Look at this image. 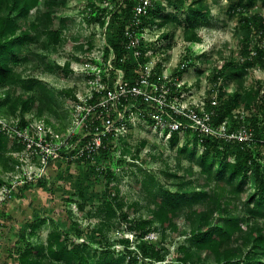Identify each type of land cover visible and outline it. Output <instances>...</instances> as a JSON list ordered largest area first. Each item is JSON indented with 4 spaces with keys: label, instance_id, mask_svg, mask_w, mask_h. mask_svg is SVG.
Wrapping results in <instances>:
<instances>
[{
    "label": "trees",
    "instance_id": "16d2710c",
    "mask_svg": "<svg viewBox=\"0 0 264 264\" xmlns=\"http://www.w3.org/2000/svg\"><path fill=\"white\" fill-rule=\"evenodd\" d=\"M111 1L115 5L116 0ZM119 1L123 3L121 9L116 8L111 12L118 22L115 31L109 35L108 42L115 53V67L122 68L127 78L133 79L141 68L139 64L146 63L150 59V56L144 55V52L154 47V42L143 43L142 55L139 58L129 56L127 60L120 62L124 54H130H127L122 47L123 28L133 19L132 6L136 0H117L116 2L119 3ZM161 1L153 0L146 14L140 16V23L133 27L135 32L139 33L147 25L155 23V16H161L165 21L177 20V15L171 16L169 12L162 13ZM165 1L173 5L175 9L183 6L182 0ZM257 1L264 8V0H234L228 5L227 11L229 13L236 9L248 11L256 5ZM58 5L56 0H0V90L3 88V95H0V114H2V107L5 106L7 113L17 115L16 125L20 130L28 126L29 119L32 120L27 119L26 114L34 113L32 116L45 124L49 123L47 117L50 116L49 113L57 114L53 105L51 88L35 77H23L21 72L14 69V65L28 61L29 50L25 48L32 42H37L41 50L48 47L56 50L64 43L62 29L66 26L68 19L59 17V25H55ZM86 6L89 7L86 15V20L89 22L99 20L100 13L105 10V7L100 9L95 5L94 0H89ZM198 6L190 7L191 13L186 16L183 37L187 42L200 41L196 39L199 37L195 33V26L205 22L210 13V7L207 4ZM32 15L33 19L29 20ZM111 24L113 25V22ZM239 25L244 28L245 36L239 39L238 55L236 58L223 59L215 66L211 74L214 84L207 90L208 95L204 101L206 106H210V94L216 91L214 92L217 100L216 114L212 119L215 123L228 121L229 129L235 128L241 122L239 117L234 116L235 111H244L243 120L253 130V141H229L211 136L200 138L198 134L186 131L185 138L190 133L192 138V146L189 148L186 144L178 142V132H173L167 140L168 145L176 147L178 155L181 154L190 160L194 156V161L199 168L198 175L194 179L191 168L187 166L184 170L188 177L178 175L176 169L180 167V160L176 156V169L171 170L166 165L167 169L162 171L166 180L163 182L138 163L139 157L136 152L139 151V147H136L133 153L127 144L113 143L112 139L115 137L103 138L105 147L101 148L98 154L92 158L82 156L71 160L85 164L90 170L89 174L95 177L97 173L105 176L110 191L104 198L103 210L105 219L109 220L116 215V210L122 207V203L112 204V200L118 199L121 194L116 185L111 183L115 174L110 164L113 166L121 164L122 160L128 156V164L134 166L136 172L141 174V179L137 182L143 198L146 199L150 215L146 220H128L130 206L128 210L117 214L128 224L127 228L133 232L135 240L139 241L136 249L129 248L128 237H121L119 241L125 246L124 253L114 257L108 242L100 237L98 253H90L87 249V240L67 237L62 231H50L46 244L39 246L28 241L23 232L15 244L17 264H40L36 259L38 257L61 261L60 264H120L125 254L130 257L127 260L128 264H166L162 262L160 249L147 242V234L152 230L153 223L159 224L161 233L166 230L173 231L175 218L184 211L187 219L190 215L193 218L190 220L188 245H178L174 253L175 260L181 264H195L192 260L194 254L197 260L212 262V264H264V83L257 80L256 83L245 84V77L250 68L264 67V15L257 12L242 15ZM40 35L44 36L43 41L38 40ZM76 48L82 52L80 57H76L78 61L94 60L89 56L90 46L83 48L82 45H78ZM160 50L161 53L165 51V49ZM155 51L153 50V54ZM107 52L108 48L105 47V56ZM200 56L198 55V58ZM95 62L99 64L98 60ZM192 62L188 55L181 58L170 74L171 82L168 86L171 90L186 88V86L177 87L176 84L180 81L181 72L187 67L194 66ZM70 64L69 60L62 65L49 63L47 69L67 77L69 73L71 74ZM161 71V62L157 61L151 80L155 82ZM228 83L235 85L232 92H226L224 89L225 84ZM17 88L23 91L18 92ZM60 92L72 98L75 97L73 87ZM97 95L94 96L97 97ZM68 122L70 123V117ZM68 122L64 129L68 126ZM30 135V140H24L21 136H17L13 129L0 128V166L3 169L11 168L9 162L18 163L15 156L7 154L8 150L19 151L25 146H34L37 136L32 132ZM49 136L50 134L47 133L44 140H48ZM145 141L146 139L141 140L140 145L143 146ZM197 146L200 147L198 154L195 153ZM93 160L98 163L106 162L107 165L97 171V167L92 163ZM140 160L142 161V158ZM171 177L175 179L174 189H171L168 183ZM249 177L252 180L253 190L246 195L245 184ZM78 185V193L83 194L84 186L80 180ZM110 192L114 193L113 197L109 195ZM238 202L242 203L241 210H237ZM195 204L198 205L195 206ZM32 225L33 223L30 224ZM89 232L94 234L96 230L91 229Z\"/></svg>",
    "mask_w": 264,
    "mask_h": 264
},
{
    "label": "rangeland",
    "instance_id": "374dc122",
    "mask_svg": "<svg viewBox=\"0 0 264 264\" xmlns=\"http://www.w3.org/2000/svg\"><path fill=\"white\" fill-rule=\"evenodd\" d=\"M89 0H56L59 4L56 10L57 17L55 25H59V17H66V26L62 29L64 43L58 48H46L41 50L37 42H32L25 49L29 51L28 61L14 65V69L22 73L23 77H35L45 86L51 88L53 92V105L57 114L49 113V123L34 118V113L26 114L30 120L28 128L23 133L29 135L31 132L38 138H44V133L50 134L49 142H57L64 135V127L69 120L67 107L70 96L63 92V89L73 87L82 88V82L75 79L73 68L81 67V62L76 57L82 54L78 45L83 48L90 46L89 55L104 56V47L109 45V35L115 31L118 19L111 15L116 8L121 9L123 3L111 0H94L95 5L100 9L105 7L100 13L99 20L87 21L86 15L89 7L86 6ZM183 6L175 9L173 5L162 0V13L169 12L171 16L177 15V20H163L162 17H154L155 23L147 25L143 34L146 42H154L151 55L152 63L160 61L164 74H169L178 65L184 55L191 57L192 67H187L181 73L180 87L182 89V100L184 103H198L208 94L207 90L212 88L213 81L211 74L216 65L223 59L236 58L239 49V39L245 36V30L241 27L240 17L246 14L260 13L264 15V8L256 5L248 11L236 9L228 12V5L234 0H182ZM207 4L210 13L207 22L197 24L195 33L199 38L196 42H187L183 37V29L186 26V16L190 15V7ZM33 19V15L29 20ZM102 21V23H101ZM113 22V25L111 24ZM167 37H163V35ZM255 37V36H253ZM257 37V36H256ZM44 40L40 35L38 40ZM24 49V50H25ZM160 49H165L161 53ZM33 54L37 56L34 57ZM202 54H204L202 56ZM198 55H201L198 58ZM75 57V58H74ZM66 60L70 61L71 74L67 77L50 72L47 69L49 63L62 65ZM138 71V70H135ZM261 80L264 83V67L256 66L250 68L245 77V84L256 83ZM226 92L235 89L234 83L225 84ZM17 91H23L17 88ZM216 92L215 90L213 91ZM31 93V91H26ZM212 94V95H213ZM3 95V88L0 90ZM39 101V100H38ZM0 114V128L6 123L18 121L17 115L6 112V107H2ZM37 121H36V120ZM44 119V118H43ZM69 123V122H68ZM70 124V123H69ZM30 129V130H29ZM190 133V132H189ZM120 137L112 139L113 143H125L133 153L139 157V164L147 171L154 173L158 179L165 182L162 171L168 168L176 169V156L179 157L180 167L176 169L178 175L188 177L184 167H190L195 179L198 175V165L193 159L190 160L176 153V147L168 145L164 137L154 131V128L147 121H142L132 117L128 127ZM178 142L186 144L191 148V133L181 132ZM146 139L145 144L140 145V141ZM38 145V144H37ZM200 152V147H195V153ZM7 154L15 156L18 163L9 162L10 169H3L0 166V264H17V251L15 244L22 233L28 241L36 245H45L47 235L50 231L61 232L67 237H79L80 240L88 241V251L97 254L100 244L98 239L102 237L108 242L116 257L124 253V244L119 241L121 237H128L129 248L135 250L139 241L135 240L133 232L127 228V223L117 214L129 209L128 220L138 221L150 217L146 199L143 198L139 189L141 174L136 172L134 166H130L128 156L122 160L121 164L113 166L114 179L112 185H116L121 196L113 199L112 204L122 203V207L116 210V215L109 220L105 219L104 198L110 191L106 178L100 174L95 177L89 174L90 170L82 162H75L68 159V149L61 148L54 153H49L42 161V153L34 146H25L19 151L8 150ZM142 158V161L140 160ZM73 161V162H71ZM114 161V160H111ZM93 165L97 171L104 168L106 162L98 163L93 160ZM103 166V167H102ZM170 170V171H171ZM84 186L83 194L78 193V183ZM168 183L174 189L175 179L169 178ZM245 194L252 192V180L246 179ZM112 191V190H111ZM113 197L114 193L109 194ZM241 202L237 203V210H241ZM198 204H195V206ZM192 215L186 218V212H181L175 218V229L166 230L161 233L158 223L152 224V230L147 234V242L152 243L160 249L163 261L166 264H181L175 260L176 247L180 244L188 245L190 236V220ZM33 223L32 226L30 224ZM105 223V225H100ZM107 223V224H106ZM96 232L91 234L89 230ZM83 233L79 235L78 233ZM130 257L125 254L120 264H128ZM40 264H60L48 257L36 258ZM192 260L195 264H212L204 260H197L194 254ZM172 261H174L172 263Z\"/></svg>",
    "mask_w": 264,
    "mask_h": 264
},
{
    "label": "built area",
    "instance_id": "2783aa9c",
    "mask_svg": "<svg viewBox=\"0 0 264 264\" xmlns=\"http://www.w3.org/2000/svg\"><path fill=\"white\" fill-rule=\"evenodd\" d=\"M152 3L153 0H136L133 4V19L123 28L122 42L123 49L130 54H124L120 62H124L129 56L139 58L142 55L141 48L143 43H146L143 34L146 29L143 28L137 33L133 27L140 23V16L146 14ZM105 47L108 48L105 57L89 55L94 60L80 61L81 67L73 68L75 79L82 82V88H76L75 97H70L68 104L70 124L65 128L64 135L58 143H48L50 138L44 140L47 132L44 133V138L40 137L38 143L34 141L43 155L42 161L49 153L61 148L68 149V159L82 156L92 158L105 147L103 138L123 135L133 116L150 123L154 131L166 141L173 132L180 134L186 131L196 133L200 138L211 136L229 141H253V130L243 120L244 111H235L234 116L239 117L241 122L233 129H229V122L226 120L218 123L213 121L217 102L215 93L210 94V106L205 105L204 99L198 103H184L181 90L178 88L173 91L168 86L171 82V73L164 74L162 70L156 77L157 80L152 81L151 76L157 63L151 62L153 47L144 52L150 59L139 64L141 68L133 79L127 78L122 68L115 67V53L111 46ZM95 60H98L99 64ZM176 85L181 86L180 82ZM95 94H98L97 97ZM16 123L17 121L15 123L11 121L3 128L9 127L17 136L30 140L31 135L23 133L28 128L30 120L23 130L18 129Z\"/></svg>",
    "mask_w": 264,
    "mask_h": 264
}]
</instances>
